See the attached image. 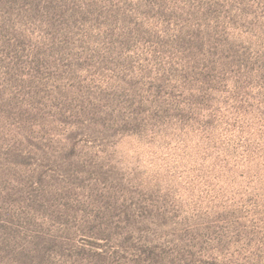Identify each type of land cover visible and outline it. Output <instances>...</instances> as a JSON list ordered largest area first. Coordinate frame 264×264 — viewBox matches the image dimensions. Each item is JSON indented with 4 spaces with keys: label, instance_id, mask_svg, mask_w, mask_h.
Segmentation results:
<instances>
[{
    "label": "rangeland",
    "instance_id": "1",
    "mask_svg": "<svg viewBox=\"0 0 264 264\" xmlns=\"http://www.w3.org/2000/svg\"><path fill=\"white\" fill-rule=\"evenodd\" d=\"M0 264H264V0H0Z\"/></svg>",
    "mask_w": 264,
    "mask_h": 264
}]
</instances>
